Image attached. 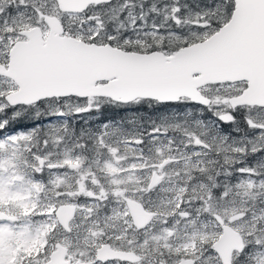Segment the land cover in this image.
Segmentation results:
<instances>
[{
  "label": "snow or ice",
  "instance_id": "obj_1",
  "mask_svg": "<svg viewBox=\"0 0 264 264\" xmlns=\"http://www.w3.org/2000/svg\"><path fill=\"white\" fill-rule=\"evenodd\" d=\"M0 264H264V0H0Z\"/></svg>",
  "mask_w": 264,
  "mask_h": 264
}]
</instances>
